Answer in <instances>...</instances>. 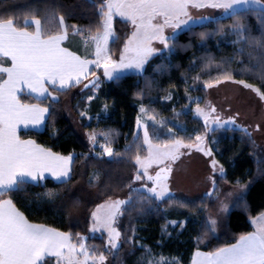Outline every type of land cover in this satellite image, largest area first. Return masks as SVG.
<instances>
[{
    "label": "trees",
    "instance_id": "obj_1",
    "mask_svg": "<svg viewBox=\"0 0 264 264\" xmlns=\"http://www.w3.org/2000/svg\"><path fill=\"white\" fill-rule=\"evenodd\" d=\"M100 2L0 0V18H12L21 27L27 22V29L33 28L31 20L40 19L42 25L55 34L59 29L58 18L63 16L69 31L72 32L75 26L80 30L78 34L91 35L102 31L99 27ZM236 25L244 26L245 40H239L232 32ZM114 26L117 39L112 42V53L115 55L122 49L130 25L117 18ZM249 37L264 44V8L241 12L235 18L223 16L192 26L176 35L171 42V52L153 56L143 73L126 74L118 81L105 82L89 102L88 110L92 116H97L106 105L107 114L100 120L93 117L84 128L114 129L113 157L98 155L102 151L97 147L101 142L98 141L93 149L71 122L65 107L76 90L80 89V95L92 89H84L83 84L66 90L51 88L59 97L58 101L23 95L24 102L48 107L49 116L43 130H22L20 137L32 139L57 154L73 156L72 175L67 182L52 179L35 184L30 182L22 191H14L2 199H12L30 222L68 233L74 239L87 229L85 210L89 205L97 200L122 197L130 191L128 195L132 199L120 224L126 247L121 249L119 257L127 264H138L137 261L149 252L170 258L173 260L170 264H190L197 250L212 252L236 243L241 234L254 230L252 219L264 212V148L256 144L248 132L226 128L216 129L212 134V149L226 170V178L221 181L232 186L249 184L243 200L238 199L227 215L220 234L212 233L205 223L207 211L202 206L212 200L166 199L161 202L151 194L134 191L131 187L138 172L135 157L145 151L142 139L135 138L141 106L161 111L164 116L183 112L192 98H205L206 82L214 81L225 72L264 92V48L249 42ZM77 98L81 99L76 97L75 100ZM75 100L72 99L73 103ZM81 106L87 107L82 100ZM74 111L79 114L77 108ZM181 116L187 129L181 130L177 137L190 141L197 133L205 132L204 123L194 117L192 111ZM81 121L85 122L86 118ZM117 152L119 155H115ZM47 193L53 195L47 196ZM169 201L172 204L168 205ZM171 221L180 223L168 236L165 227ZM182 221H186L185 226ZM54 263V259L45 262Z\"/></svg>",
    "mask_w": 264,
    "mask_h": 264
},
{
    "label": "snow or ice",
    "instance_id": "obj_2",
    "mask_svg": "<svg viewBox=\"0 0 264 264\" xmlns=\"http://www.w3.org/2000/svg\"><path fill=\"white\" fill-rule=\"evenodd\" d=\"M253 6L264 8V0H101L99 27L102 31L90 36L94 45L90 53L91 58L89 55H77L62 46L68 37V27L63 16L58 18L59 29L55 34L49 32L40 19L34 18V31H28L27 22L21 27L14 23L12 18H0V264H45L47 257H56V264H105L106 260L103 253L90 254L84 237L79 238V244L72 243L70 234L31 223L18 210L12 199H2L14 191H22L25 184L40 183L49 177L67 182L71 172L72 156H61L33 140L20 138L21 127L28 129L30 126L43 124L49 109L41 107L39 103H23L19 94L26 89L37 97H50L52 101H56L57 97L49 92V85L53 86L54 90L57 87L70 89L80 84H83L84 88L98 90L101 79L96 74L97 69H102L103 76L109 81H118L120 74L127 71L143 73L148 61L160 51L153 47L154 42L167 49L170 42L176 39L175 30L181 29V25L191 29L192 24L212 21L213 18L207 16L194 19L189 12L190 8L222 10L221 15L235 18L241 12H248ZM114 16L130 22L132 26L131 35L118 59H113L109 50L110 41L115 42ZM168 28L173 29V35L165 34ZM73 31L80 32L75 26ZM232 32L239 40H245L243 25H236ZM248 41L264 48V44L254 37H249ZM4 58L11 61L10 67L2 66ZM90 77L95 79L90 80ZM229 80L250 88L264 101V92L243 80H235L230 72L223 73L214 81L206 82L205 86L212 88ZM94 98L95 96H90L88 101ZM140 111L147 114L143 106ZM80 115L93 119L86 111H82ZM195 115L203 119L205 128L204 135H195V143H185L173 136L170 142L154 144L149 136L148 125L137 120L136 127L138 131H142V141L147 145L148 156L141 159L137 155L135 163L143 175L152 181L154 186H146V190L156 199L163 200L169 194L167 180L171 168L165 161L174 162L180 155L190 154L181 153L180 149H194L205 156H213L212 149L206 146L207 133L213 130L212 125L224 128L225 125L236 124L235 118L224 119L215 107L205 110L198 102ZM256 131H259V125L256 126ZM101 135H104L106 142L98 145L102 150L98 155L113 157L114 151L108 134ZM89 139L96 147L97 135L93 133ZM139 139L140 137H137V140ZM152 164L164 167H160L154 176L149 175L147 168ZM211 168L214 173L220 174L221 179L226 178L223 166L214 158ZM142 178L143 176L137 173L135 179ZM209 180L212 190L207 195L212 196L218 189L214 176H210ZM243 198L242 194L238 199L242 201ZM130 199L101 205L92 215V231L104 230L108 233L109 250L119 247L121 234L113 225L117 216L122 215V206L129 203ZM222 211H227L226 205ZM251 223L255 226L254 231L241 234L236 243L218 247L212 252L197 251L192 264H264V215ZM210 224V231L215 233L216 220L212 219ZM173 226H176L175 222ZM200 239L202 240V237ZM156 264H169V261L161 257Z\"/></svg>",
    "mask_w": 264,
    "mask_h": 264
},
{
    "label": "rangeland",
    "instance_id": "obj_3",
    "mask_svg": "<svg viewBox=\"0 0 264 264\" xmlns=\"http://www.w3.org/2000/svg\"><path fill=\"white\" fill-rule=\"evenodd\" d=\"M95 1L100 2L101 0H95ZM254 8H260V7L253 6L251 9H254ZM189 12L193 16V18L197 20L203 16L212 17L213 19L218 18V17H223V15H221L222 10H217V9L190 8ZM117 18H120V17L114 16L113 18V29L115 27L114 23ZM32 21L33 20L30 21L31 25H33ZM128 23L130 25L129 27L130 31L127 33V39L130 37L131 32H132V26L130 22ZM196 25H201V24H192V26H196ZM186 29H189V28L187 26L181 25V29L175 30L176 35ZM114 32H115V29H114ZM68 33L70 35L67 37L63 45L72 50H77V52L81 56L89 55V58H90V53L93 51V48H94V45L92 44L90 40V36L95 35L97 33L91 34V35L90 34H78L77 32L69 31V29H68ZM165 34L169 36L173 35V29L171 28L166 29ZM116 39H117V33L115 32L114 40ZM153 47L160 50L153 56L164 53V52L169 53L173 50L171 42H170L169 48L167 49H164L163 45L159 44L158 42H154ZM122 49L119 51V54L114 55L112 53V42L110 41L109 50H110V54L113 56V59L119 58V56L122 53ZM4 61H7V60H4ZM145 67H144V70H145ZM102 73H103L102 69L96 70V74L101 75V84L98 90L93 91L92 89L87 92H82L80 95H78L80 93V89L76 90L69 97L70 99L66 102L65 107L67 109L68 116L71 122L75 125L76 129L79 131L81 136L85 140L91 143L93 149L95 147L93 146L92 141L89 139L90 135L95 133L97 135L96 144L98 141H100L101 144H103L106 141H105L104 135H101V134L104 133V134H108V139L111 142V147L114 150V138H115L114 131L115 130L112 128H108V129L103 128L102 130H95V129L85 130L84 124L90 123L91 119H88L87 117H82L80 115L82 111H86L88 113V116L96 117L97 119L100 120L102 117H105V115L107 114L106 105L103 107L102 111L97 116H92L88 110L89 108L88 97L90 96L96 97L97 92H99L102 85L105 82L109 81L107 80L106 77L103 76ZM131 73H137V72H135L134 70L127 71L125 73H121L120 77L126 74H131ZM137 74H141V73H137ZM205 89H206L205 98L203 99L201 97L192 98L189 104L184 107L183 112L178 111L172 116H166V115L164 116L162 115L161 111H155V110H152L151 108L148 109L147 107H144L147 110V114L141 113V111H139L137 120L139 119L141 123H146L148 125L149 136L152 139L153 143L163 144L166 142H170L173 136L183 140L185 143H188V142L195 143L194 139L189 141L183 137H177V134H179L181 130L184 131L187 129L186 124L183 121L182 116H181V114L185 113L186 111L187 112L192 111L193 116L199 120H202L203 122L202 118L197 117L195 115V109H196L197 102H198L199 106L201 108H204L205 110H208L209 107H215L217 113L222 118L224 119L235 118L236 120L235 125H225L224 128H218L217 126L212 125L213 130L207 133L206 146L208 148L212 149L211 143L214 142V139L212 137V134L214 133V131L216 129L221 130V129H226V128H237V129H241V130H244L250 133L254 139V142L258 144L260 147L264 148V101H261L259 96L254 91H252L250 88H245L243 84L234 83L230 80L219 83L218 85L212 88L206 87ZM54 95L57 97L56 101H58L59 97L56 94ZM76 97H81V99L77 98L75 100ZM72 99L75 100V103H73ZM81 100L83 103H86L87 107L81 106ZM74 108L78 109L79 111L78 115H76ZM149 117H154L155 119L154 120L149 119ZM83 118H86L85 122L81 121V119ZM136 124H137V121H136ZM257 125H259V131H256ZM169 129H171V132H169ZM204 134L205 132L200 133V135H204ZM136 137H140L142 139V131H138L137 127L135 126V138ZM142 146L145 147V151L142 152V155H140V157L141 159H145L148 156L147 145L142 144ZM180 152L181 153L190 152V154L180 155L179 158L175 160L174 162L165 161V164L171 168V172L169 173V177L167 180L169 194L165 196L163 200H160V201L164 202V200L166 199L167 200L180 199V200H190L191 202H193L196 200H204V198H207V200H212V201H209L210 203L206 204V206H202L204 210L207 211L206 217H205V223L208 226V228H210L211 227L210 221L212 219H215L216 220L215 234H220L224 230V225L226 224L227 215L231 211L234 203L238 200V198L242 194L244 195L246 193L249 187V184H241L237 186H232V185L226 184L225 182H222L220 174L218 172L214 173L213 169L211 168V161L213 158L219 162L213 149H212L213 156H205L202 152L195 151L194 149L193 150L180 149ZM219 164L222 165L220 162ZM160 167H164V165L158 166L157 164H152L151 167L147 168V172L149 175L154 176L156 172L159 171ZM137 173H140L143 176V178L141 180L135 179V182H134L135 184H133L131 189L134 191L139 190V191L147 192L146 186L147 187L154 186L152 181H149L147 179V176L143 175V172L141 171L139 166H138ZM225 174H226V170L224 171V175ZM210 176H214L216 180V186L218 189L212 196L207 195V193L212 190V184L209 180ZM129 192L126 195L119 197V198L117 197V198H111V199H106V200H97L94 202V204L89 205V207H87L85 210L86 211V222L85 223L87 224L88 222L87 229L84 234L76 236V238H74L73 240V243L79 244L80 242L79 238L84 237L85 246L89 249L90 254H92L93 252L97 255L100 253H103L106 257L105 264H127V263L122 262V259L119 257V254L121 252V249L126 247L125 239H123V233L120 229V224H121L122 217L125 213V208L128 203L122 206V215L117 216L116 222L113 225L121 234L120 240L118 242L119 247L117 249L109 250V246L107 243L108 233L106 231L104 230L97 231V232L92 231V226H93L92 215L96 211V209L99 208L101 205H104L106 203L116 201V200H129V198H131L128 195ZM210 198H213V199H210ZM167 203L168 205L172 204L170 201ZM175 204L179 206V203H175ZM225 205L227 206V211H222V208ZM173 222H175L176 226L180 223L178 221H171L169 225L165 227V233L168 236L172 234V229L176 227V226H173ZM181 223H182V226H185L186 221H182ZM97 241H100L102 243L97 242ZM197 251H200V250H197ZM161 257L169 261V264L173 262V260H171L168 257L155 256L154 254L149 252L148 255H145V257L143 256V258L141 260H138L137 263L138 264H156V262ZM193 258H194V255L192 257L190 264H192ZM56 261L57 260H55L54 264H56Z\"/></svg>",
    "mask_w": 264,
    "mask_h": 264
},
{
    "label": "crops",
    "instance_id": "obj_4",
    "mask_svg": "<svg viewBox=\"0 0 264 264\" xmlns=\"http://www.w3.org/2000/svg\"><path fill=\"white\" fill-rule=\"evenodd\" d=\"M28 31H34V27L33 28H31V29H27ZM70 34L68 33V36H69ZM66 41V40H65ZM64 41V42H65ZM63 42V43H64ZM62 46L63 47H65L63 44H62ZM68 48V47H67ZM70 51H73V52H75L77 55H79V53L77 52V50H72V49H70V48H68ZM91 58V57H90ZM4 60H7V61H4V63L2 64V66H4V67H10L11 66V61L8 59V58H4ZM51 88H53V86H48V89H49V92H51ZM57 90H66V89H59L58 87L56 88ZM25 94H28V95H31V96H33V97H35L36 99H39V100H42V99H45V98H41V97H37L36 96V94L35 93H29L26 89H25V91L24 92H22V93H20L19 95H20V99H21V101L23 102V103H27V102H24L23 100H22V96L23 95H25ZM53 95H54V93H52ZM55 96V95H54ZM27 104H37V103H27ZM41 107H46V106H44V105H42V104H39ZM48 108V107H47ZM48 116H49V111H48V114L45 116V118H44V123L43 124H41V125H39V126H37V127H29L28 129H24L23 127H21V129H20V131H19V135H20V132L22 131V130H38V131H40V130H43L44 129V127H45V125H46V123H47V119H48ZM21 138V137H20ZM22 139V138H21ZM23 140H32V139H23ZM34 141V140H33ZM36 142V141H35ZM36 144H38L37 142H36ZM38 145H40V144H38ZM40 146H42V145H40ZM42 147H44V146H42ZM45 148V147H44ZM47 149V148H46ZM50 150V149H49ZM53 152V151H52ZM53 153H55V152H53ZM57 154V153H56ZM59 155H61V154H59ZM61 156H65L66 157V155H61ZM69 156H71V155H69ZM72 164H73V156H72V163H71V172H70V176H69V179H70V177H71V175H72ZM46 176L48 175V174H45ZM48 179H52V180H54V181H56L54 178H51V177H49ZM45 181V180H44ZM44 181H42V182H44ZM56 182H63V181H56ZM19 210V209H18ZM20 211V210H19ZM262 215H264V213L263 214H261V215H259V216H262ZM259 216H257V217H259ZM257 217H255L254 219H256ZM253 219V220H254ZM32 223V222H31ZM34 224H36V223H34ZM254 226V225H253ZM46 227H48V226H46ZM49 228H51V227H49ZM53 229V228H52ZM254 230H255V226H254ZM61 232V231H60ZM63 233H65V232H63ZM66 234H68V233H66ZM73 238V237H72ZM73 240L74 239H72V243H73ZM200 252H203V253H207V252H204V251H200ZM196 253V252H195ZM194 258H195V254H194ZM193 258V259H194ZM50 259H55V260H57V258L56 257H47L46 258V261L47 260H50ZM45 261V262H46Z\"/></svg>",
    "mask_w": 264,
    "mask_h": 264
},
{
    "label": "water",
    "instance_id": "obj_5",
    "mask_svg": "<svg viewBox=\"0 0 264 264\" xmlns=\"http://www.w3.org/2000/svg\"><path fill=\"white\" fill-rule=\"evenodd\" d=\"M97 75L100 76L99 74H97ZM91 79H95V77H92ZM100 79H101V76H100ZM87 82H89V81H87ZM84 89H91V88H84Z\"/></svg>",
    "mask_w": 264,
    "mask_h": 264
}]
</instances>
